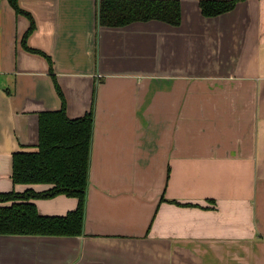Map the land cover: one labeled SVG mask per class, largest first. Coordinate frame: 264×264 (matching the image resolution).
Here are the masks:
<instances>
[{"label": "crops", "instance_id": "0c3cea01", "mask_svg": "<svg viewBox=\"0 0 264 264\" xmlns=\"http://www.w3.org/2000/svg\"><path fill=\"white\" fill-rule=\"evenodd\" d=\"M18 1L45 55L0 0V193L51 188L11 176L62 107L52 75L67 117L94 125L83 236L0 237V264H264V0L214 18L181 0L178 27L103 26L102 0Z\"/></svg>", "mask_w": 264, "mask_h": 264}, {"label": "trees", "instance_id": "16d2710c", "mask_svg": "<svg viewBox=\"0 0 264 264\" xmlns=\"http://www.w3.org/2000/svg\"><path fill=\"white\" fill-rule=\"evenodd\" d=\"M242 0H199L202 15L214 18L233 11ZM19 14L30 19V27L22 39L23 47L45 55L27 45L36 29L31 14L23 11L18 0H8ZM160 21L178 27L182 22L181 0H102L100 23L106 27H123L134 22ZM50 69L53 72V63ZM62 101L59 111L39 115L37 151L13 155L12 182L15 185H51L44 192L27 190L0 193V235L80 237L84 234L86 199L89 181L90 151L94 125L93 112L71 120L66 115V101L56 77L52 75ZM59 195L76 198L78 205L66 216H43L35 199Z\"/></svg>", "mask_w": 264, "mask_h": 264}, {"label": "water", "instance_id": "95a60500", "mask_svg": "<svg viewBox=\"0 0 264 264\" xmlns=\"http://www.w3.org/2000/svg\"><path fill=\"white\" fill-rule=\"evenodd\" d=\"M83 236V235H82ZM0 237H50V236H20V235H0Z\"/></svg>", "mask_w": 264, "mask_h": 264}]
</instances>
